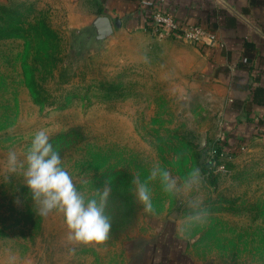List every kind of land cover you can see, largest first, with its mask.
I'll return each instance as SVG.
<instances>
[{
    "label": "rangeland",
    "instance_id": "374dc122",
    "mask_svg": "<svg viewBox=\"0 0 264 264\" xmlns=\"http://www.w3.org/2000/svg\"><path fill=\"white\" fill-rule=\"evenodd\" d=\"M0 4L30 5L61 37L60 51L45 45L50 58L45 68L36 66L41 105L25 85V40L0 39V264H6L9 252L18 264H264V135L252 136L235 157L220 155L211 173L203 170L202 158H210L214 143L233 133L218 91L168 76L175 55L169 42L189 43L116 30L107 45L92 48L74 42V35L96 15L93 0ZM28 48L27 61L33 64L42 43L34 39ZM40 128L51 138L79 130L60 155L87 195L114 180L117 198L107 209L113 225L104 245L69 243L61 214L36 215L23 179L5 181L8 150L22 153ZM155 163L178 181L193 166L202 170L207 224L183 230L193 208L186 197L165 194L159 181L149 184L154 212H144L131 180L137 174L144 179Z\"/></svg>",
    "mask_w": 264,
    "mask_h": 264
},
{
    "label": "crops",
    "instance_id": "0c3cea01",
    "mask_svg": "<svg viewBox=\"0 0 264 264\" xmlns=\"http://www.w3.org/2000/svg\"><path fill=\"white\" fill-rule=\"evenodd\" d=\"M93 1L102 9L99 15L121 22V31L147 32L155 8L153 0ZM161 8L181 26L201 27L213 37L202 51L169 42L175 55L168 76L207 83L218 91L224 101L222 116L232 132L246 121V113L231 108L233 101L256 96L259 103L251 106L249 116L253 121L264 117V0H172Z\"/></svg>",
    "mask_w": 264,
    "mask_h": 264
},
{
    "label": "clouds",
    "instance_id": "9594fccd",
    "mask_svg": "<svg viewBox=\"0 0 264 264\" xmlns=\"http://www.w3.org/2000/svg\"><path fill=\"white\" fill-rule=\"evenodd\" d=\"M3 168L5 181L13 176L23 179L36 215L46 217L56 212L63 216L69 243L102 246L109 240L113 225L112 216L107 211L112 194L110 182H105L101 189H94L92 195L78 188L64 167L59 150L51 143L48 129L36 130L22 153L9 149ZM155 181H159L165 194L186 197L189 207L193 208V212L184 218L183 230L207 224L210 213L200 196L205 177L199 167L189 168L180 181L159 163L151 166L144 179L139 174L134 176L131 180L133 194L146 213L154 212L149 184ZM14 202L20 204V198L17 197ZM74 251V248L70 249V252ZM6 264H18V257L9 252Z\"/></svg>",
    "mask_w": 264,
    "mask_h": 264
},
{
    "label": "trees",
    "instance_id": "16d2710c",
    "mask_svg": "<svg viewBox=\"0 0 264 264\" xmlns=\"http://www.w3.org/2000/svg\"><path fill=\"white\" fill-rule=\"evenodd\" d=\"M102 9L96 4V11L94 14H101ZM37 11L30 7V5L17 4L12 7L0 4V39L16 36L21 37L26 42V58L23 63V74L25 78V85L29 91L30 97L35 104H43V89L39 86L35 72L36 66L46 67V61L50 58L47 54V50L44 48L45 45H53L57 51H60L61 37L52 29L46 22L45 19L39 18ZM32 16V18H29ZM34 39H38L42 43V48L37 51V62L28 63L29 46L32 44ZM203 45H198L197 48L202 51ZM259 101L256 96L252 99L243 102L236 103L233 101L230 103L231 108L236 112L246 113V121L243 123L239 122L238 128L235 132H232V137L219 138L212 148L216 154L215 159L209 157L202 158L203 170L207 173H211L215 166L218 165V157L221 153L225 152L232 157L237 156L241 153L240 148L246 147L249 139L252 136H263L264 135V117L257 118L253 121L250 115V108L253 104H258ZM239 121V120H238ZM78 129H72L68 132L59 133L51 138V143L61 153L63 148L73 142L74 134L78 133ZM243 132V133H242ZM242 133V135H241ZM239 136V137H238ZM75 141V140H74ZM114 180L111 182L113 188ZM114 189H112V192ZM115 194H111L109 204L115 201Z\"/></svg>",
    "mask_w": 264,
    "mask_h": 264
},
{
    "label": "built area",
    "instance_id": "2783aa9c",
    "mask_svg": "<svg viewBox=\"0 0 264 264\" xmlns=\"http://www.w3.org/2000/svg\"><path fill=\"white\" fill-rule=\"evenodd\" d=\"M155 2V8L152 9L150 14L151 23L147 27V32L154 34L171 36L184 40L185 42L193 45H205L213 41V37L207 33L204 29L198 26H181L169 12L163 10L161 7L167 1L172 0H153ZM245 147H241L243 151ZM220 155H226L231 158L228 153H221ZM219 155V156H220ZM216 154L211 151L210 159H215ZM219 158V157H218Z\"/></svg>",
    "mask_w": 264,
    "mask_h": 264
},
{
    "label": "water",
    "instance_id": "95a60500",
    "mask_svg": "<svg viewBox=\"0 0 264 264\" xmlns=\"http://www.w3.org/2000/svg\"><path fill=\"white\" fill-rule=\"evenodd\" d=\"M121 29L118 19H110L104 15H95L92 19L75 30V41L82 40L85 45L100 48L108 44L114 32Z\"/></svg>",
    "mask_w": 264,
    "mask_h": 264
}]
</instances>
